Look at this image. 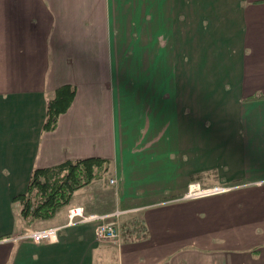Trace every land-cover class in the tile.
<instances>
[{"label":"crops","instance_id":"1","mask_svg":"<svg viewBox=\"0 0 264 264\" xmlns=\"http://www.w3.org/2000/svg\"><path fill=\"white\" fill-rule=\"evenodd\" d=\"M146 13L157 35L191 38L162 112H130L129 84H117L113 22ZM177 81L188 112H177ZM64 85L74 99L43 132ZM209 100L220 112L203 111ZM87 157L109 160V173L30 226L61 227L71 207L126 211L120 245L98 241L95 223L63 227L56 242L11 241L28 226L13 198L33 169ZM212 170L238 182L183 198ZM0 264H264V0H0Z\"/></svg>","mask_w":264,"mask_h":264},{"label":"rangeland","instance_id":"2","mask_svg":"<svg viewBox=\"0 0 264 264\" xmlns=\"http://www.w3.org/2000/svg\"><path fill=\"white\" fill-rule=\"evenodd\" d=\"M145 19L146 20L139 22L134 21L132 17L131 20L127 19L113 22L114 60L117 59L116 61H118L119 65H117L118 70L116 68L117 84L121 78L129 84L126 86L128 88L126 95L129 96V99H131L130 104L132 105H130V112L138 109L141 110L137 112H162V103L164 98L168 96V70L171 67L174 68L177 65V68L173 70L174 73L177 74V77L183 76L186 42L191 38H176V36L171 38L168 36L169 31H166L164 36H159L157 35L159 30H157L158 27L156 26V20L149 21L150 15H147V13L145 14ZM181 32L183 33V31ZM209 39L210 38L206 37L204 39L193 38L192 43L197 40L199 48H201V43L204 47V44L208 43ZM170 41L171 46H169ZM193 46V49L195 50V45ZM194 53L195 55L197 54V52ZM196 64L198 63L196 62ZM199 70V68L194 66L193 76L194 72L198 73ZM212 73V68L207 70L209 77L212 75ZM176 85L177 93L175 98L177 99V112H188V109L184 106L185 103L182 98L183 95L181 94L180 82L177 81ZM119 92L120 91L118 90L117 85L116 93H118V97L116 100L119 99ZM172 96H174V92ZM210 96H215V98L218 97V103L221 100V94ZM242 99L247 98L242 95ZM132 100L134 101V104L131 102ZM136 100L139 102L136 103ZM208 108V110L203 111L220 112V105L218 110H214L215 104L213 100H209ZM227 109H231V107ZM202 175L203 181L200 182V186L202 188H208L215 185L234 187L233 185L238 182L220 180L216 171L213 170L203 173ZM84 214L88 215L85 212ZM37 229L44 228L27 226L24 229H20L19 232L16 233V236L26 232L27 230Z\"/></svg>","mask_w":264,"mask_h":264},{"label":"trees","instance_id":"3","mask_svg":"<svg viewBox=\"0 0 264 264\" xmlns=\"http://www.w3.org/2000/svg\"><path fill=\"white\" fill-rule=\"evenodd\" d=\"M75 89L64 85L55 90L47 101L42 131L55 129L58 118L71 105ZM110 161L100 157L67 160L57 165L35 167L30 175L26 191L13 198L19 204V218L30 226L35 221L48 220L68 206L75 191L109 173ZM202 174L194 180L202 178ZM140 230L144 229L139 224Z\"/></svg>","mask_w":264,"mask_h":264},{"label":"built area","instance_id":"4","mask_svg":"<svg viewBox=\"0 0 264 264\" xmlns=\"http://www.w3.org/2000/svg\"><path fill=\"white\" fill-rule=\"evenodd\" d=\"M110 184L116 185V180L111 179ZM234 187L225 185H215L208 188H202L199 183H193L189 186L187 193L183 198L206 197L217 194H223ZM126 211L115 210L108 215L90 214L85 215L82 207H71L66 212V222L61 227H50L37 230H27L26 232L10 238L13 242L30 241L33 243H51L58 239V232L63 227L74 226L83 223H95V236L98 241L107 242L112 245H120L122 236L117 219ZM115 220V221H114Z\"/></svg>","mask_w":264,"mask_h":264}]
</instances>
